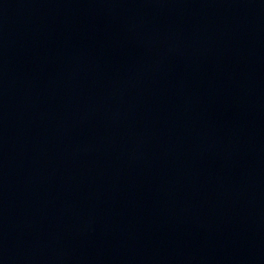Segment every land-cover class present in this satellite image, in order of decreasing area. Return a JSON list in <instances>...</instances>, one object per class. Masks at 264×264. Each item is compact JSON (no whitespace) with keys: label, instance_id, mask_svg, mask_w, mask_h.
Instances as JSON below:
<instances>
[{"label":"water","instance_id":"95a60500","mask_svg":"<svg viewBox=\"0 0 264 264\" xmlns=\"http://www.w3.org/2000/svg\"><path fill=\"white\" fill-rule=\"evenodd\" d=\"M0 264H264V0H0Z\"/></svg>","mask_w":264,"mask_h":264}]
</instances>
